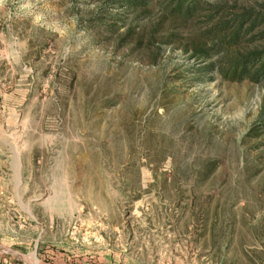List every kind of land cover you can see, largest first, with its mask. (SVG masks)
Returning a JSON list of instances; mask_svg holds the SVG:
<instances>
[{"label":"rangeland","instance_id":"obj_1","mask_svg":"<svg viewBox=\"0 0 264 264\" xmlns=\"http://www.w3.org/2000/svg\"><path fill=\"white\" fill-rule=\"evenodd\" d=\"M144 2L0 0V264H264V0Z\"/></svg>","mask_w":264,"mask_h":264},{"label":"trees","instance_id":"obj_2","mask_svg":"<svg viewBox=\"0 0 264 264\" xmlns=\"http://www.w3.org/2000/svg\"><path fill=\"white\" fill-rule=\"evenodd\" d=\"M144 1L145 0H117V2L123 3V5L127 11H130V10L136 11V10H139V9L146 7V4ZM192 1L193 2L190 5L185 6L186 0H182V2L180 4H178L175 11H177L178 13L184 12L185 16L191 15L197 7V4H196L197 0H192ZM240 27H241V25H240ZM239 33H240V28H239V31L236 33V35L231 39V41L228 42V44H231L234 41L236 42L237 39L239 38ZM221 45H222V43H221ZM246 73H248L247 68H245L244 66L242 67L241 71H239L236 68L232 74V80H237V78L241 79L242 76L245 75ZM260 76H264V65L258 70V72H255L254 80H257Z\"/></svg>","mask_w":264,"mask_h":264}]
</instances>
